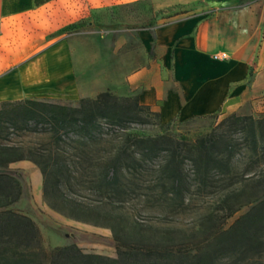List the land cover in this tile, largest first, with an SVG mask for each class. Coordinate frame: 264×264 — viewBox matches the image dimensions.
<instances>
[{"label":"trees","instance_id":"16d2710c","mask_svg":"<svg viewBox=\"0 0 264 264\" xmlns=\"http://www.w3.org/2000/svg\"><path fill=\"white\" fill-rule=\"evenodd\" d=\"M0 106V129L5 117L21 131L30 130L33 123L34 131L49 136L55 145L70 134L92 138L102 121L120 127L146 123L142 113L151 110L140 105L137 97L119 98L108 91L82 98L77 107L36 99ZM196 118L218 119L213 114L186 121ZM242 151L246 167L239 172L236 158ZM263 160L264 114H231L194 140L169 134L129 135L104 159L91 189L97 199L89 203L67 193L73 173L63 156L26 146H0V169L18 161L34 163L43 177V198L53 211L108 228L117 243L115 258L84 253L74 244L46 248L33 219L1 210L19 200L21 188L13 176L0 173V264H226V259L230 264H264V191L245 201H240L236 189L227 194L216 215L209 216L206 231L147 225L127 207L131 198L146 197L145 190H149L168 213L178 210L193 186L205 190L219 178L226 182L225 190L264 179L256 171ZM247 205H252L250 210L224 228Z\"/></svg>","mask_w":264,"mask_h":264},{"label":"crops","instance_id":"0c3cea01","mask_svg":"<svg viewBox=\"0 0 264 264\" xmlns=\"http://www.w3.org/2000/svg\"><path fill=\"white\" fill-rule=\"evenodd\" d=\"M145 1L161 15L155 38L144 34L143 64H128L115 90L166 122L264 111V0H0V105L95 98L71 28Z\"/></svg>","mask_w":264,"mask_h":264},{"label":"rangeland","instance_id":"374dc122","mask_svg":"<svg viewBox=\"0 0 264 264\" xmlns=\"http://www.w3.org/2000/svg\"><path fill=\"white\" fill-rule=\"evenodd\" d=\"M148 2L127 5L119 9H107L92 15L86 25L71 28L73 49L78 61L87 66V77L81 79L87 87L98 86L102 92H110L119 98L136 96L125 95L122 89L115 90L123 83L124 68L129 64H143L147 52L143 45L144 34L155 38V28L160 18ZM151 23V24H150ZM134 59L135 62H131ZM173 87V86H171ZM115 90V91H114ZM70 106H79L62 103ZM2 106H0V109ZM240 115L259 117L264 111L251 107ZM146 123H132L125 127L110 125L102 121L99 129L90 139L75 134L64 136L59 145H55L49 136L30 130L21 131L14 128L7 117L0 129V146L31 147L47 153H58L67 159L73 173L72 184L66 191L70 197L79 201L93 203L97 194L91 189L95 186V177L102 170V163L127 141L128 136L151 137L169 134L183 140H194L198 136L209 133L214 125L225 116L217 115L218 119L196 118L186 121L176 118L170 122L157 116L152 110L143 111ZM218 120V121H217ZM237 170L242 172L246 167L243 151L236 158ZM258 177L264 176V160L256 169ZM0 173L13 176L20 184L21 195L18 201L1 210H12L25 214L39 227L46 248L78 246L84 253L98 254L115 258L117 243L112 231L108 228L75 221L53 211L43 198V177L40 169L30 161H18L0 169ZM262 175V176H261ZM149 179V177H148ZM262 180V181H261ZM250 185L238 183L224 190L226 182L216 178L212 186L199 190L193 186L188 193L184 207L167 212L164 204H160L149 190L146 197H133L127 205L134 211L135 217L154 227H170L183 230H205L208 228L209 216L215 214L220 200L233 190H238L240 201L252 198L264 191L263 178ZM244 197V198H243ZM252 205L242 206L240 210L227 220L224 228H228L237 218L247 213ZM218 213V212H217ZM216 215V214H215ZM221 215V214H220ZM223 263L230 264L226 259Z\"/></svg>","mask_w":264,"mask_h":264},{"label":"built area","instance_id":"2783aa9c","mask_svg":"<svg viewBox=\"0 0 264 264\" xmlns=\"http://www.w3.org/2000/svg\"><path fill=\"white\" fill-rule=\"evenodd\" d=\"M214 58H215V59H219V58H220V59H226L227 56H226L225 54H222V55H215Z\"/></svg>","mask_w":264,"mask_h":264}]
</instances>
